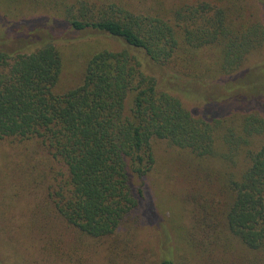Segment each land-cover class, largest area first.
I'll use <instances>...</instances> for the list:
<instances>
[{
  "label": "trees",
  "instance_id": "16d2710c",
  "mask_svg": "<svg viewBox=\"0 0 264 264\" xmlns=\"http://www.w3.org/2000/svg\"><path fill=\"white\" fill-rule=\"evenodd\" d=\"M263 45L264 0H0V264H264V117L204 98Z\"/></svg>",
  "mask_w": 264,
  "mask_h": 264
},
{
  "label": "rangeland",
  "instance_id": "374dc122",
  "mask_svg": "<svg viewBox=\"0 0 264 264\" xmlns=\"http://www.w3.org/2000/svg\"><path fill=\"white\" fill-rule=\"evenodd\" d=\"M57 46L62 55L63 60V73L61 76L60 83L58 84L57 91L62 92L67 90L69 87L75 85L80 78V73L83 68V64L85 60L88 58L89 55L94 53L97 50L105 49V48H112L110 43L103 38H82L70 42H62L58 41ZM249 73L241 76L240 79H237L235 85L237 87V91L241 93L240 89H243L242 95H246L249 92L257 96L255 97L256 102L254 104H249L245 107H233L237 105L234 103L232 97L234 95L231 94V91L223 93V90L212 88L215 91L209 93L207 91L205 99L212 100V104L209 105V108L216 113L215 116H218V113L221 115H228L230 111L238 112V110H255L257 111L262 117H264V45L261 48H258L254 51L252 57L248 62ZM204 90V89H202ZM206 90V89H205ZM230 96V97H229ZM250 98V97H249ZM185 106L191 111L192 114L199 117H206L205 114L207 112L206 106L204 102L199 101H192L188 100L185 97H181ZM214 103V104H213ZM159 159L167 160L168 157L166 152H163V148L158 150ZM162 166V164H161ZM166 182H163L165 185ZM169 185L168 183H166ZM146 194H148V205L150 210H153L154 204L157 202L159 203L160 200L163 199L165 196V192L157 191L156 195L153 191L155 189L153 186L146 185ZM4 195L0 191V205L4 201ZM155 208V207H154ZM157 215V212H155ZM151 232L156 240L158 239V231H160L159 222L157 219L153 217L152 222H149Z\"/></svg>",
  "mask_w": 264,
  "mask_h": 264
}]
</instances>
